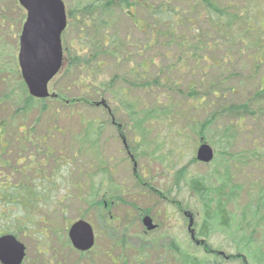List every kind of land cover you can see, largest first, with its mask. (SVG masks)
Returning <instances> with one entry per match:
<instances>
[{
  "label": "rangeland",
  "instance_id": "374dc122",
  "mask_svg": "<svg viewBox=\"0 0 264 264\" xmlns=\"http://www.w3.org/2000/svg\"><path fill=\"white\" fill-rule=\"evenodd\" d=\"M63 1L68 19L67 30L62 37L64 62L61 72L49 84V93L78 102L66 105L46 99L27 115H20L18 111L22 101L29 96L18 63L26 12L18 0H0V125L4 123L0 126V134H4L3 144L6 145V150H0V186L27 184L31 188L36 183L44 186L42 182L50 180L48 185L45 184L48 195L45 202L39 206V203H31L22 211L19 209V213H15L18 221L10 219L14 217L12 209L3 204L0 206V217L1 214L6 216L0 218V233L13 235L26 247L23 264H110L106 253L132 261L139 253L138 245L144 246L145 243L152 245L144 250L145 253L141 251L144 264H152L155 260L159 264H167L170 260L169 245L172 243L201 258L203 250L196 249L189 239L188 218H191L192 229L198 238L208 208L204 204L206 200L194 193V181L216 190L212 196L216 201L217 189L223 185L222 178L228 175L230 183L224 193L229 194L225 205L233 219L232 226L238 224L241 227L250 223L251 215L247 214L243 222L242 213L249 205H255L257 196L250 197L254 194L252 186L260 196L264 194V172L257 169V162L250 160L254 149L248 144L249 135L235 131L230 145L220 140L221 136L230 133L226 129L236 121L229 108L248 99L255 89L264 87V0L222 1L221 10H228L227 17H223L225 23L232 24V17H238L227 30L225 39L214 33L210 19L207 23L204 8L195 7L196 11H190L191 7L198 6L193 5L194 0L167 3L166 8L176 7L175 29L184 42L178 38H172L170 42V38L164 37L148 53L141 49L148 44L149 35L141 33L137 25L142 23L141 27L145 29L152 25L150 12L144 6L152 4L153 0H132L134 8L124 6L123 9L120 8L121 0H111L114 27L109 36L117 34L120 43L126 44L122 47L118 42L117 49L113 50H117L120 60H115L112 55H102L92 62L90 52L93 51L88 40L99 9L96 7L91 12L76 6L87 0ZM109 1L104 0L103 4ZM182 10L185 16H181ZM164 30L160 25L156 32ZM113 48L109 47V50ZM85 56L88 57L87 63H78L79 67L71 66V59ZM152 58L156 65L148 70L149 75L144 76L145 79L150 82L165 69L171 70L174 87H155L153 95L131 88L128 101L135 111H141V118L157 109L147 123L135 128L136 118L134 122L128 120L122 115L119 102L110 101L108 94L100 95L102 87L107 84L115 82V86L120 87L129 75L143 72L142 64ZM220 65L223 69L218 68ZM226 73L235 77L233 82L228 79L225 87H209L220 74ZM137 79L132 82H138ZM145 79L141 80V85ZM239 80L243 86L239 85ZM189 83L191 87H186ZM95 90L100 93L99 96L94 93ZM156 95H159L158 100ZM103 104L107 105L111 114L117 115H113L116 125L113 126ZM214 113H217L216 120L211 118ZM92 121L105 125L101 136L95 138L96 150H89L86 146L82 148L79 139L83 128ZM257 123L247 119L246 131L251 134L252 140L255 139L254 144L261 147L262 138L256 139L260 134ZM118 125H121V132ZM22 135L29 141L21 140L24 138ZM201 144L209 145L214 151V159L209 164L197 160ZM97 160L105 163L106 174L96 171L101 168ZM29 161L41 167H33L32 172L23 170L24 165H30ZM90 176L95 177L94 188L98 193L94 189L91 191L88 184L84 185L89 182ZM137 180L142 181V185ZM81 185L83 189H80ZM113 186L119 189H111ZM105 190L109 194L116 191L119 196L110 209L113 226L111 222L109 226H103L99 219L102 215L98 213L104 211L92 207V197L102 199ZM215 204L211 207L214 208ZM185 212L189 214L188 218L184 217ZM142 214L150 216L160 227L146 239L139 220ZM78 221L92 225L98 235L97 250L87 256H80L68 242L66 229ZM250 232L251 229L247 228L246 234ZM253 235L252 244L264 254V226ZM233 241H237L235 236L219 232L206 240L212 251L221 250L223 253L217 264H243L241 260L234 263L225 259L237 255V245ZM159 245L162 246L159 248Z\"/></svg>",
  "mask_w": 264,
  "mask_h": 264
},
{
  "label": "trees",
  "instance_id": "16d2710c",
  "mask_svg": "<svg viewBox=\"0 0 264 264\" xmlns=\"http://www.w3.org/2000/svg\"><path fill=\"white\" fill-rule=\"evenodd\" d=\"M103 1L104 0H91V3L93 5H96V7H98L99 10L97 11L99 12V15L96 18H94V25H93L94 28L92 30L93 33H91L92 36L88 40L90 50L93 51V52H90V54L93 55L90 57V62H92L93 60L97 61L99 57L102 55H105V56L112 55L113 57H116L115 60L121 59L117 55V50L116 52H113L115 48L117 49L116 46H118L117 45L118 42L120 43L117 34L109 36L110 30H112L114 27V24H113L114 13H113V10L111 9L112 2L110 0L109 3L103 4ZM173 1L174 0H153L152 4H145L144 8L146 7V10L150 12V15H151L150 19L153 20V23L152 25H148L147 29H145V27H141L143 26L142 23L140 25H137L139 26L138 30L141 33L145 35L146 34L149 35L148 44L144 48L141 49L142 52L148 53L149 51H151L152 50L151 47H154V46L156 47L157 42L159 40L163 41L161 39H163L164 37L170 38V42L172 38L173 39L178 38L181 40L182 43L184 42L183 38L178 37L176 33L177 31L175 29L176 14L178 13V12L176 13V7L166 8L165 6V4L171 3ZM222 1L224 2V0H194L193 5L195 4L198 6H194V9L191 7L190 11L191 10L196 11L197 7L204 8L205 9L204 13H206L208 16L207 23L209 22V19H210L209 24L211 28L213 29L214 33H216L218 37L225 39L227 32H228L227 30L230 29V26L236 21V19H238V17L236 19L235 18L233 19L232 17V20H234L232 24H226L225 21L223 20V17H227L228 10L227 8L221 10ZM121 2L122 3L120 5L121 6L123 5L122 8H124V6H129V8L131 6H135L134 3H132V0H121ZM217 2L219 4L221 3L220 6L217 4ZM94 10H89V11L93 12ZM180 12H182L181 16H185L184 10ZM164 14H166L167 16H165ZM70 15H72V13H70ZM69 20H70L69 24H71L72 23L71 16ZM246 24H249V23L247 22ZM160 25L163 26L165 30L162 31L161 33L160 32L157 33L156 30L160 27ZM142 29H145V30H142ZM190 29L191 27L188 28V30ZM121 44H122V47H124L126 43L121 42L120 45ZM109 47L110 48L114 47V48L112 50H109ZM196 50H200V48H197ZM138 54L141 55L142 53H140L139 51ZM194 58L197 61L196 55L194 56ZM82 62L87 63L88 57L85 56L80 59L75 57L71 59V66L76 67L78 63H82ZM155 65H156V62L154 61L153 58L148 59L142 64L143 72H139V73L137 72L135 73L134 76L129 75L127 77L128 79L124 80L122 82L123 84L120 87H116L114 84L115 82H111L110 84H107L106 87H102L103 92L101 95L97 90H95L94 93L97 96L99 95L105 96L106 94H108V96H110V101L113 99L112 101L119 102L122 107L121 108L123 112L122 115L125 116V118H127L128 120H133V122H134V118H136L134 122V127L140 128L142 124L147 123L148 119L153 114L157 113L156 112L157 109H153L150 115L146 114V115H143L144 116L143 118H141V113H140L141 111L140 112L135 111L134 106L130 105V102L128 101L132 93L131 88L135 87V90L137 89V91L143 90L145 93L153 95L154 93H152V91L154 90L155 87H158V88L159 87H174L173 86L174 83L171 82V77L173 74L170 73L171 71L170 67H169L170 71L165 69L162 74L159 73L157 77H153L154 79L151 78L150 82L145 79L144 76L149 75L148 70L151 69L152 67H155ZM218 68L223 69V65L222 66L220 65V67ZM168 72L169 74H167ZM234 78H235L234 76L232 75L229 76L227 73L220 74L218 80L210 83L209 87H217V88L223 87V86L225 87V85L228 84L229 82L228 79H232V82H233ZM133 79H137L138 82H132ZM144 79L145 81L141 85L140 82L141 80L143 81ZM238 83L240 86H243L242 81L239 80ZM186 87H191L190 83L189 85H186ZM114 91L115 93H113ZM59 96H60L61 101H56V102H63L66 105H67V102H68V105L69 103L75 104L78 102L76 99L73 101H68L67 97L60 95V94ZM164 96L167 99V101L170 102V98L166 94ZM155 98H157L158 100L159 95L158 97L156 95ZM87 100L85 102L88 104L89 102ZM41 102L43 101H39L37 99H34L28 96L24 101H22V106L18 112L20 115H27L38 103H41ZM199 102H201V100H199ZM229 109L230 111H232L234 117L236 116L235 117L236 121L234 122V124L231 123V127L236 128L237 130L230 129L231 127L227 128L226 129L227 132L229 131L230 133L224 136H221L220 138L221 142H223L226 145H230V142L233 141L235 138V134H236L235 131L240 132L242 134L245 132L246 135H249L250 142L248 144H250L251 148L254 149L252 153H250V156H251L250 160H252V162L253 161L257 162L259 164L257 169L264 172V87L262 86L259 87V90L255 89L254 94L251 95L248 99L247 98L244 99V101L239 102V105H233ZM41 111H43V109ZM107 111H108V115L111 117L112 122L114 123V124L112 123L113 126L116 125L113 115L115 117H117V115H115L114 113L111 114L109 109H107ZM168 114H169V111H168ZM211 118L216 120L217 113H214V115ZM247 119L258 121L256 125L258 128H260L259 129L260 134L258 135V138L256 139L262 138L263 143L261 147H259L257 144H254L255 139L252 140L250 137L251 134L248 131H246L247 130L246 120ZM259 122H260V125H259ZM103 124L104 123H101L98 121H92L91 123H89L87 126L83 128L81 132V136L79 137L82 148L84 146L89 147V150H96L98 148L95 142V138H98L101 136V133L104 130V126H105ZM1 125H4V123L2 122ZM120 127L121 125H118L119 132H121ZM145 132L147 133V130ZM3 135L4 134H0V150L2 152L6 150V145L3 144V139H4ZM22 137H24V135H22ZM21 140L27 141V138L24 137ZM130 149H131L130 151H132L131 147ZM226 156H229V155H226ZM231 158H232V155H231ZM97 162L101 168H98V170L96 171L106 174L107 171L105 169L106 167L105 163L100 162L99 160H97ZM0 166H2L1 163H0ZM33 167L39 169L41 165H37V164L28 165L27 164L24 170H28L32 172L34 169ZM35 175L39 177V174L37 172L35 173ZM8 179L9 177H7V181ZM88 181L89 182L85 183L84 185L88 184L91 187V191H93V189L96 190L94 188L95 177L92 178L90 176L88 178ZM137 182L139 185H142V181L137 180ZM42 183H44V186L41 183L39 184L36 183L31 188L28 187L27 184H23L18 187L16 186L12 187V185L11 186H5V185L0 186V206L3 204L2 206L7 205L9 209H12L11 212L14 213V217L13 218L10 217V219H15V221H18L17 217L15 216L16 215L15 213H19V209L22 211L23 209H27L31 203H39L38 204L39 206L40 203L42 205V203L45 202L44 200L46 196H48L47 195V185L48 184L45 186L46 184L45 181H43ZM222 183L223 185L217 189V195H216L217 200L216 201L212 199V196L215 194L216 190L214 191L213 188L204 186V184L202 182L200 183L199 181H194V183L192 184V189L194 190V193H196L197 196H199L200 198L206 200L204 204H205V207L208 208V211L206 213L207 217H206L205 223L202 229L200 230V232L198 233V238L203 239L200 241L207 245V250L204 252L202 247L200 248L196 247V249L203 250V256L199 258L192 253L182 250L178 244L177 245L174 244L175 246H172L170 250H171V253H174L176 264H212L211 262L216 263L219 260H221L223 258L222 257L223 253L221 252V250L212 251L210 246L206 242V240L208 241L213 235V233L215 232L223 233L228 236H233V237L235 236L237 239V241H233V243L237 245V255L228 256L227 257L228 259L225 258L226 260H229V262L233 261L235 263L238 260H241L243 264H256L257 262H262L264 264V261H263L264 254L261 251H259L258 246L252 244V237L254 236L253 234H255L259 228H261L262 230L264 226V194L260 196V193L256 191L257 189L254 186H252L251 190L254 192V194H250V197L253 198L254 196H257V198L254 199L255 205L253 206L249 205L248 208L242 213L244 215L242 218L243 222H244V219L247 218V214L251 215L250 223L249 224L247 223L245 224L246 226H241V227H238V224L235 226H232L233 219H231V217L229 216V211L225 205V200L229 199L228 198L229 194L226 195L224 193L227 188L226 187L227 184L230 183V178L228 177V175L222 178ZM38 185H40V187H38ZM113 188L119 189V187L117 186H113L111 189ZM80 189H83V185L80 186ZM96 192L98 193L97 190ZM103 197L105 198L108 197L112 200L119 199V196L117 195L116 191L115 192L113 191L112 194H109V192L105 190ZM214 203H216L215 207L212 208L211 206ZM97 207H99L98 203H97ZM244 212H246V214H244ZM1 215L2 217L0 218L2 219L6 218L5 214L4 215L1 214ZM25 223H28V222H25ZM247 228L251 229V232L249 234H246ZM2 233H0V236H2ZM210 258H213V260L211 261Z\"/></svg>",
  "mask_w": 264,
  "mask_h": 264
},
{
  "label": "water",
  "instance_id": "95a60500",
  "mask_svg": "<svg viewBox=\"0 0 264 264\" xmlns=\"http://www.w3.org/2000/svg\"><path fill=\"white\" fill-rule=\"evenodd\" d=\"M18 3L26 12L18 55L21 77L32 98H56V94L49 93V84L63 68L62 36L68 25L64 1L18 0ZM103 106L107 107L106 104ZM213 159V149L207 144H201L197 160L209 164ZM143 224L149 231L157 227L150 217H146ZM192 226L191 220L190 229ZM191 232L194 236V231ZM69 240L77 251L89 252L94 246L91 225L85 221L75 223L69 231ZM25 257L26 247L13 235L0 237V264H23Z\"/></svg>",
  "mask_w": 264,
  "mask_h": 264
},
{
  "label": "flooded vegetation",
  "instance_id": "af4514ba",
  "mask_svg": "<svg viewBox=\"0 0 264 264\" xmlns=\"http://www.w3.org/2000/svg\"><path fill=\"white\" fill-rule=\"evenodd\" d=\"M77 7H83V9L84 10H94V9H96V5H93L92 3H91V0H87V2H80V3H77V5H76ZM123 7V5L120 7L121 9H123L122 8ZM131 8H134V6H131ZM136 8V7H135ZM27 88V87H26ZM27 91H28V89H27ZM28 93H29V91H28ZM57 95V94H56ZM29 96H30V94H29ZM31 97V96H30ZM46 100V99H45ZM45 100H39V101H45ZM49 100H53V101H61L60 100V96L59 95H57V97L56 98H49ZM68 103V102H67ZM113 123V122H112ZM114 124V123H113ZM27 141H29L28 139H27ZM32 162L33 161H29V164H32ZM17 164H19V163H17ZM36 164V163H35ZM25 169V165H24V167H23V170ZM45 182H46V184H48V182H50V180H45ZM106 198H108V197H106ZM105 197H102V199H97L95 196L94 197H92V204H93V209H96L97 208V203H98V205H99V209H101L102 211H104V212H100V213H98V215L99 214H101L102 215V217L101 216H99V219H101V223L103 224V226L105 225V226H107L108 224H109V222H111V226H113V221H114V218H113V214H112V212L110 211V209L111 208H113V206H115V203L113 202V201H115V200H112V199H110V198H108V200L106 199ZM106 199V200H105ZM184 214V217L185 218H188V214L186 215V213H183ZM146 217H150V216H147V215H140V217H139V220H141V224H142V226H143V235L145 236V239L149 236V235H151V234H153V233H156L158 230H160V227H159V225H157L155 222H154V220L152 219V222H153V224L154 225H156L157 227H156V229L155 230H153V231H149L145 226H144V224H143V222H144V219L146 218ZM188 221H189V224H188V233H189V235H190V241H191V243H193V244H195V246L196 247H202V249L204 250V252L207 250V245L205 244V243H200V240L197 238V236L195 235V237L192 235V229H190V222H191V218H188ZM76 223V222H75ZM74 223V224H75ZM73 224V225H74ZM72 225V226H73ZM71 226V227H72ZM109 226V225H108ZM71 227L68 229L67 227V229L66 230H68V242H69V244H71L70 243V240H69V231H70V229H71ZM91 227H92V225H91ZM92 230H93V233H94V246H93V248L89 251V252H86V253H80V252H78V251H76V249H74L73 247H72V249L74 250V251H76V253H78L80 256H87V255H90V254H92V253H94L97 249H96V246H97V242H98V235L95 233V229L92 227ZM175 243H172V244H170L169 245V251H170V253H169V255H170V257H169V261L167 262V264H176V261H175V256H174V253H171V247L172 246H175L174 245ZM115 245L116 246H118V243H115ZM121 246L122 245H124V244H120ZM152 244L151 243H145L144 244V246L142 245V244H139L138 246H140V248H139V253L137 254V256L131 261L129 258L128 259H125L124 257H122V256H116V257H112L111 256V254L110 253H106V255H105V257H107L108 258V260H109V262H110V264H144V260H142V258H141V256H142V254L143 253H145L144 252V250H147L150 246H151ZM72 246V245H71ZM162 245H159L158 247L160 248ZM156 247L157 246H155L154 244H153V248L154 249H156ZM164 248H165V246H163ZM157 250V249H156ZM141 251H143V253L141 254ZM145 261L147 262V260L145 259ZM152 264H159V262H157L156 260L152 263Z\"/></svg>",
  "mask_w": 264,
  "mask_h": 264
}]
</instances>
